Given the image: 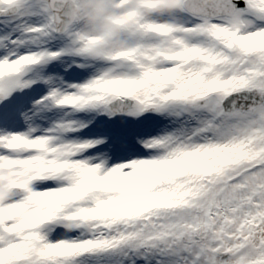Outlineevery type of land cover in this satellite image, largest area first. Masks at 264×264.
Wrapping results in <instances>:
<instances>
[{"label":"snow or ice","instance_id":"snow-or-ice-1","mask_svg":"<svg viewBox=\"0 0 264 264\" xmlns=\"http://www.w3.org/2000/svg\"><path fill=\"white\" fill-rule=\"evenodd\" d=\"M80 3L0 0V264H264V0Z\"/></svg>","mask_w":264,"mask_h":264},{"label":"clouds","instance_id":"clouds-1","mask_svg":"<svg viewBox=\"0 0 264 264\" xmlns=\"http://www.w3.org/2000/svg\"><path fill=\"white\" fill-rule=\"evenodd\" d=\"M76 10L82 11V27L86 32L101 31L115 35L120 30V27L115 23L117 18L104 7L103 0H81ZM123 43L118 38L101 40L97 44V50L103 52L109 48L122 47ZM20 183L25 182L21 180Z\"/></svg>","mask_w":264,"mask_h":264}]
</instances>
